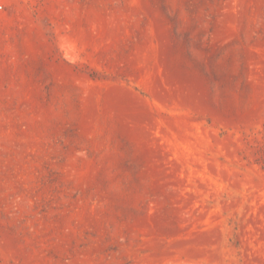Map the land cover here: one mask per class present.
Masks as SVG:
<instances>
[{"label":"rangeland","instance_id":"1","mask_svg":"<svg viewBox=\"0 0 264 264\" xmlns=\"http://www.w3.org/2000/svg\"><path fill=\"white\" fill-rule=\"evenodd\" d=\"M0 3V264H264V0Z\"/></svg>","mask_w":264,"mask_h":264},{"label":"built area","instance_id":"2","mask_svg":"<svg viewBox=\"0 0 264 264\" xmlns=\"http://www.w3.org/2000/svg\"><path fill=\"white\" fill-rule=\"evenodd\" d=\"M3 5L0 3V9H2Z\"/></svg>","mask_w":264,"mask_h":264}]
</instances>
